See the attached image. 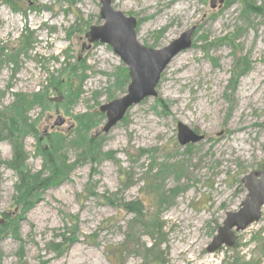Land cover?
Returning <instances> with one entry per match:
<instances>
[{"label":"rangeland","instance_id":"1","mask_svg":"<svg viewBox=\"0 0 264 264\" xmlns=\"http://www.w3.org/2000/svg\"><path fill=\"white\" fill-rule=\"evenodd\" d=\"M11 1L0 0V111L18 117L15 141L30 173L51 177L46 152L66 165L61 183L35 191L26 208L15 199L17 172L1 164V225L5 215L14 217L0 235L1 264H112L108 247L123 249L118 264H146L151 230L124 208L138 200L148 217L164 224L163 264H264V208L259 222L237 233L233 248L206 250L226 213L237 211L246 196L242 177L264 169V16L249 12L243 0L217 1L215 8L211 0H112L114 9L137 19V39L147 47L160 49L195 31L192 47L163 72L157 96L132 106L105 133L100 107L122 98L131 79L110 45L87 47L86 32L104 23L101 0ZM27 30L32 46L23 50ZM240 58L249 61L248 71ZM235 68L243 72L237 81ZM35 94L43 99L34 101ZM24 95L29 101L18 115L12 104ZM85 113L93 124L81 134L77 117ZM179 123L203 140L181 145ZM78 134L81 145L74 146ZM96 142L100 161L82 158ZM0 159H13L7 139L0 142Z\"/></svg>","mask_w":264,"mask_h":264},{"label":"water","instance_id":"2","mask_svg":"<svg viewBox=\"0 0 264 264\" xmlns=\"http://www.w3.org/2000/svg\"><path fill=\"white\" fill-rule=\"evenodd\" d=\"M222 5L225 0H211V7L216 2ZM100 16L104 21L99 26H91L86 33L89 44L100 42L108 44L128 67L130 84L127 93L119 99L112 100L100 107L106 115V123L102 131L107 133L120 122L127 111L148 97L157 96V85L171 60L181 52L192 47L195 27L183 32L167 46L154 49L142 45L137 39V19L126 16L113 8L112 0H101ZM90 47V46H88ZM58 98L56 102H59ZM64 120L59 118L56 125H62ZM186 125L178 124V141L185 146L203 140ZM246 190V196L237 211H229L216 235L206 250L215 253L221 247H234L236 233L246 230L250 225L260 221L264 207V169L251 171L241 179Z\"/></svg>","mask_w":264,"mask_h":264},{"label":"trees","instance_id":"3","mask_svg":"<svg viewBox=\"0 0 264 264\" xmlns=\"http://www.w3.org/2000/svg\"><path fill=\"white\" fill-rule=\"evenodd\" d=\"M243 2L245 3L244 5H246L247 10H249V12L257 13L259 15L264 16V5L263 4L256 6L254 2H248V4L244 0ZM10 3L11 5L14 4L12 1ZM31 36H32V32L29 30H27V33L24 34V36H22L21 47L23 48V50H26V49L29 50L31 48L32 46ZM18 54L19 53H15L10 58L14 60ZM240 59H241L240 63L242 64V67H243V72H244V67H245V71H248L250 69L249 61L245 59V63H244L243 59L242 58ZM126 71H125L124 78L125 80L126 79L129 80V76L126 73ZM243 72L240 73L235 68L234 74H236L237 77L235 78L233 77L234 81H237L238 77L243 75ZM75 96H76L75 93H72L70 101L73 100ZM42 99H43L42 94H35V96H33L34 101H38V100L40 101ZM28 101L29 99H27V96L25 95L22 96L19 100H17L16 102L12 104V108L14 109L13 111H15L16 113L17 111H19L18 115L19 113L20 115H24V110H22L23 109L22 107ZM90 120H91V115L87 113L81 114L77 117V122L79 126L78 133L82 134V132L85 131L86 128H89L92 126L93 122H90ZM17 130H18V117L10 116L7 113H2L0 111V142L3 139H7L13 145L12 161L4 163L0 159V166L1 164H6V166L10 167L11 169L17 172L19 181L15 186V189L17 191V195L15 199L17 203L22 204V205L24 204L26 208H29L30 205H28L29 203L27 202V200L35 193V191H37L38 193L39 190H42L45 187H49L51 185L52 186L58 185L61 183L62 179L60 180L58 175L61 172V170L65 167L66 163H65V160L62 161L59 159L60 155H55V153H51V152L42 153L43 159L45 160L46 164L50 166L49 169L52 172L51 177L42 178L41 176L43 174V171H39L35 174L30 173V171L25 166V160H26L27 154L25 153L24 150H22L21 146L17 144L15 141L16 139L15 135H17L18 133ZM81 134H78L76 138L72 140V145L74 146L77 144L81 145L80 142H81V139L83 138ZM48 137L51 140L54 139L52 136H48ZM45 138L46 136H44L43 138H40V140H45ZM61 141L63 145L67 141V137L63 136ZM98 147H99V144L97 142L86 147L85 151L81 153V157L88 158L92 162L100 161L97 158L98 156H100V158L103 157V154L99 150ZM0 181H1V177H0ZM37 198L39 199L40 197H37ZM124 208L133 214V220H132L133 222H135L136 224L144 228L151 230V234H149L151 236V243L149 244V246H145L146 264L150 256H152L153 258L150 264H163V262L161 261V258H160L161 256L159 252H160V248L162 244L165 242V239L161 238L163 236L162 234H163L164 224L159 221L158 217L156 219H154L152 216L148 217L149 216L148 211L145 208V202L143 200L125 203ZM4 218H5L6 224L1 225V223H3L4 221L2 220L0 221V235L4 233L8 228L12 227L11 221L14 220L13 219L14 217H12L11 215H5ZM18 218L19 217H16L15 219H18ZM14 237L19 239L17 230L15 231ZM76 239L77 237H73L72 241L75 242ZM263 239H262V242H263ZM130 240H131V236L130 234H128L126 237V240L121 245L123 247L127 246L130 243ZM60 247H62L61 244L53 245V250L59 251ZM261 247H262V253L264 254V245H262ZM121 251H123V249H117L113 247L107 248L108 258L112 264H118L119 262L118 252L120 253ZM61 252L62 251H59L56 253H61ZM22 253H23V249H22V246L20 245L18 254H22ZM147 256H148V259H147ZM1 258H2V254L0 252V264H1ZM244 264H255V263L253 260V261L245 262Z\"/></svg>","mask_w":264,"mask_h":264},{"label":"bare ground","instance_id":"4","mask_svg":"<svg viewBox=\"0 0 264 264\" xmlns=\"http://www.w3.org/2000/svg\"><path fill=\"white\" fill-rule=\"evenodd\" d=\"M145 3H146V4H151V0H146ZM34 215L36 216V213H35ZM24 221H25V219H24ZM21 239H22V237H21V234H20V235H19V240H21ZM76 241H77V239H76ZM42 262L45 263L46 261H42Z\"/></svg>","mask_w":264,"mask_h":264}]
</instances>
